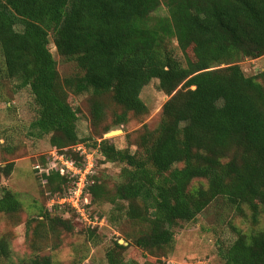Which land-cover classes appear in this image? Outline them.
Listing matches in <instances>:
<instances>
[{
	"label": "trees",
	"instance_id": "1",
	"mask_svg": "<svg viewBox=\"0 0 264 264\" xmlns=\"http://www.w3.org/2000/svg\"><path fill=\"white\" fill-rule=\"evenodd\" d=\"M161 6L165 15L156 14ZM50 43L83 74L60 77ZM263 54L264 0H0V55L6 77L33 96L31 136H49L51 146L68 153L85 140L70 96L89 93L97 120L101 97L110 94L122 108L115 124H124L128 113H147L140 92L151 80L169 96L157 126L138 134V152L117 149L108 139L93 142L105 161L124 164L123 181L109 188L96 178L84 191L92 202H108L143 223L133 244L154 256L171 246L180 222L193 221L218 196L237 210L246 205L254 225L264 218V72L248 76L238 64ZM13 167L0 166V178ZM38 176L51 193L68 195L73 188L57 169ZM194 180L204 185L190 190ZM20 210L15 192L2 187L0 214ZM39 216L52 231L72 229L44 209ZM126 247L114 240L107 263L122 264ZM0 254H9L2 238ZM219 256L223 264H264V227L236 230ZM20 264L53 263L44 256Z\"/></svg>",
	"mask_w": 264,
	"mask_h": 264
},
{
	"label": "rangeland",
	"instance_id": "2",
	"mask_svg": "<svg viewBox=\"0 0 264 264\" xmlns=\"http://www.w3.org/2000/svg\"><path fill=\"white\" fill-rule=\"evenodd\" d=\"M156 14L165 15L164 6ZM173 46H176L175 41ZM49 47L60 77L83 74L73 59L57 54L51 43ZM175 54L184 62L181 51L176 49ZM188 56L193 59L191 49ZM238 64L246 75H259L264 72V54L242 58ZM4 69L0 55V166L8 162L14 164L11 174L0 178V194L2 187L14 191L21 210L15 216L0 214V239L6 241L9 252L8 257L0 254V264H20L44 256L53 264H108L105 253L114 240L127 246L123 250L122 264H141L144 260L155 263L156 259L166 264H223L219 250L236 238V230L250 234L264 227L263 217L259 224H252L246 205L237 210L218 196L193 221L180 222L173 229V242L160 251V255L146 254L133 244L143 223L137 224L134 217H124L108 202H92L86 196L89 203L84 204L79 201L80 195L51 193L38 174L41 168H58L62 159H67L78 167L87 162L93 164L90 183L98 178L112 188L116 182L123 181L120 171L124 164L105 161L93 142L108 139L117 149L138 152V134L144 126L149 129L157 126L162 105L169 98L158 89L157 80H151L140 92L147 113L140 116L128 113L124 124H115L122 108L112 101L110 94L101 97L103 113L97 120L92 118L89 93L70 96V107L80 116L76 124L78 136L85 140L75 144L68 153L66 149L59 151L51 146L49 136L36 138L29 134V124L36 115L33 96L28 88L17 87V80L6 77ZM262 83L264 86V78ZM106 128L109 130L104 133ZM202 185L203 181L194 180L190 190ZM42 209L51 218L67 220L72 229L66 231L59 226L52 231L47 228L50 227L48 222L46 227L39 216ZM90 230H93L92 235Z\"/></svg>",
	"mask_w": 264,
	"mask_h": 264
},
{
	"label": "built area",
	"instance_id": "3",
	"mask_svg": "<svg viewBox=\"0 0 264 264\" xmlns=\"http://www.w3.org/2000/svg\"><path fill=\"white\" fill-rule=\"evenodd\" d=\"M51 169L53 168H41L39 172L44 171L48 173ZM55 169H57L60 174L66 175L70 179H74V186L69 191L68 195H80L79 201H82L84 204H88L89 201L86 202L85 200L86 196H88V193H85L84 191L86 186L90 183L88 181L89 177L94 173L93 164L87 162L86 165L83 164L82 166L78 167L73 161L62 159L61 166Z\"/></svg>",
	"mask_w": 264,
	"mask_h": 264
}]
</instances>
